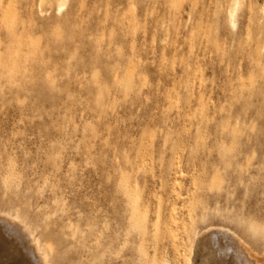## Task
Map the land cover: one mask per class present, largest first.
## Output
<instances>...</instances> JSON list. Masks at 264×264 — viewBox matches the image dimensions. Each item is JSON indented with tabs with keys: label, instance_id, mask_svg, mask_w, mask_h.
Listing matches in <instances>:
<instances>
[{
	"label": "rangeland",
	"instance_id": "1",
	"mask_svg": "<svg viewBox=\"0 0 264 264\" xmlns=\"http://www.w3.org/2000/svg\"><path fill=\"white\" fill-rule=\"evenodd\" d=\"M241 2L233 29L234 0H0V187L32 190L0 209L51 261L190 264L210 225L264 255V0Z\"/></svg>",
	"mask_w": 264,
	"mask_h": 264
},
{
	"label": "bare ground",
	"instance_id": "2",
	"mask_svg": "<svg viewBox=\"0 0 264 264\" xmlns=\"http://www.w3.org/2000/svg\"><path fill=\"white\" fill-rule=\"evenodd\" d=\"M235 10L234 4L230 10L232 22ZM0 224L9 226L12 231L19 234L30 258L36 264H50L49 250L32 227L18 214L0 209ZM17 242L7 237L0 226V264H28L26 259L29 260V257L26 258L27 255ZM202 247L206 251L200 252ZM190 264H264V255L255 250L231 228L210 225L203 229L196 238Z\"/></svg>",
	"mask_w": 264,
	"mask_h": 264
},
{
	"label": "snow or ice",
	"instance_id": "3",
	"mask_svg": "<svg viewBox=\"0 0 264 264\" xmlns=\"http://www.w3.org/2000/svg\"><path fill=\"white\" fill-rule=\"evenodd\" d=\"M235 7L237 9L243 8L245 5L241 2V0H234ZM67 5H65L66 7ZM262 12H264V9H261ZM232 28L235 29L237 27V24L235 22V15L233 14V22H232ZM264 35V33H262ZM261 84L259 85L260 90H261V95L264 96V76L261 77ZM257 87L256 83L253 82L251 84V88L255 90ZM261 121L262 124H264V108H262L261 112ZM261 135L264 136V127L261 128ZM261 153L262 156H264V145L261 147ZM10 167H11V162H10ZM146 171V169H145ZM262 180H264V166H262ZM225 183L224 179L222 177H218L216 181L213 183V190L220 188L223 184ZM128 186H127V180L126 178H122L120 185L118 186V190L115 193L111 194V199L113 200V206L118 207V198L120 195L121 191H127ZM31 189L28 190V192H24L17 180L14 177H9L8 180L5 181V184L3 187H0V205H6L8 204L9 201L13 202V206L15 204L20 203L22 209L31 212V209H29L28 202H27V196L29 193H31ZM104 188L103 186L101 187L100 190V195H104ZM81 193L76 190V186L73 184L69 188H66L64 190V196L68 197L69 199L76 198L80 196ZM23 201V203H21ZM57 203V210L52 213L50 217L46 218L47 221H51L53 217H56V223H51L49 224V228L51 232L53 233V239L54 241L56 240V237L59 235L57 229L59 227V220H60V213L64 211V208L62 205H67L68 200L66 199H59L56 201ZM260 213H261V218L264 219V199L261 200L260 204ZM256 229H253V232H256ZM259 234L255 237V242L260 244L261 246H264V226H262L259 230ZM75 238V237H73ZM199 243V242H198ZM124 248L127 247V245L123 246ZM67 250L63 249V246L56 241L55 248H54V258L50 262V264H66V261L57 258L58 256L66 254ZM114 256L116 257V260H113L111 262H101V264H119V259L122 256V251H116L113 253ZM93 264H96V262H93Z\"/></svg>",
	"mask_w": 264,
	"mask_h": 264
}]
</instances>
